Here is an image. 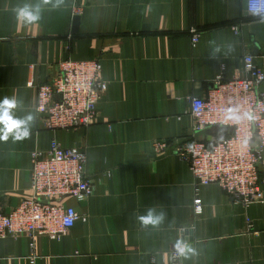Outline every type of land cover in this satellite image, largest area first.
Here are the masks:
<instances>
[{
    "label": "crops",
    "instance_id": "1",
    "mask_svg": "<svg viewBox=\"0 0 264 264\" xmlns=\"http://www.w3.org/2000/svg\"><path fill=\"white\" fill-rule=\"evenodd\" d=\"M25 5L38 22L18 18ZM247 54L264 68V15L250 14L247 0H0V118L22 122L8 132L0 121V211L31 195V154L53 139L85 152L94 184L88 199H67L82 218L65 236H39L35 251L28 237L0 239V264H168L173 243L190 237L182 264H264V181L250 204L204 185L196 215L195 176L174 150L195 136L190 97L206 96L220 73L245 76ZM67 58L98 59L107 87L90 125L50 129L29 82H48ZM229 132L214 126L197 137L210 146ZM149 209L163 214L159 224L141 222Z\"/></svg>",
    "mask_w": 264,
    "mask_h": 264
},
{
    "label": "built area",
    "instance_id": "2",
    "mask_svg": "<svg viewBox=\"0 0 264 264\" xmlns=\"http://www.w3.org/2000/svg\"><path fill=\"white\" fill-rule=\"evenodd\" d=\"M248 12L264 15V0H247ZM81 5L73 12L80 14ZM200 34L194 31L193 43ZM102 65L98 59H63L48 82L37 87L36 111L45 116L50 129H74L90 125L96 118V107L107 82L100 78ZM245 76L225 79L222 73L206 96L190 97V114L195 136L174 147L195 176L193 210L204 211L201 187L217 184L235 200L250 204L261 200L264 164V93L258 87L264 82V68L252 54L243 60ZM214 126L230 129L227 137L208 146L197 134ZM163 146L165 144L163 143ZM31 195L22 199L9 212L0 211V239L25 236L35 251L36 239L47 236L59 240L82 218L67 203L94 194V184L86 174V154L77 146L65 147L53 139L47 151L31 154ZM179 244V249L177 245ZM182 249V251L180 250ZM189 249L186 239L176 240L166 256L168 264H182ZM37 255L30 256L34 263Z\"/></svg>",
    "mask_w": 264,
    "mask_h": 264
},
{
    "label": "clouds",
    "instance_id": "3",
    "mask_svg": "<svg viewBox=\"0 0 264 264\" xmlns=\"http://www.w3.org/2000/svg\"><path fill=\"white\" fill-rule=\"evenodd\" d=\"M45 2H48V0H45ZM19 17H22L24 22L27 24H34L40 20L39 10L34 12L31 10L30 6L28 5H25L23 8L19 10L18 18ZM3 104L6 105L7 107L15 106L14 101H10L7 98L4 99ZM0 121L5 123L8 132H11L13 129L20 128L22 123L20 121L12 120L10 117L7 116V112H5V115L2 118H0ZM27 136H28V132L27 130H25L22 135H18L16 138L21 139ZM0 138L7 139V136ZM153 211H154L153 209H149L148 214L146 216L139 217V219L144 225L147 224L157 225L163 219V214L157 216L153 214ZM177 247L179 249V244L177 245ZM180 250L182 251V249Z\"/></svg>",
    "mask_w": 264,
    "mask_h": 264
},
{
    "label": "water",
    "instance_id": "4",
    "mask_svg": "<svg viewBox=\"0 0 264 264\" xmlns=\"http://www.w3.org/2000/svg\"><path fill=\"white\" fill-rule=\"evenodd\" d=\"M80 21H81V15H75L74 16V20H73V27H72V31L73 32H78L79 31ZM186 240L192 242L193 238L190 237V238H188Z\"/></svg>",
    "mask_w": 264,
    "mask_h": 264
},
{
    "label": "trees",
    "instance_id": "5",
    "mask_svg": "<svg viewBox=\"0 0 264 264\" xmlns=\"http://www.w3.org/2000/svg\"><path fill=\"white\" fill-rule=\"evenodd\" d=\"M228 134H229V133H228ZM228 134H227L225 137H227V136H228ZM225 137H224V138H225ZM222 139H223V138H222Z\"/></svg>",
    "mask_w": 264,
    "mask_h": 264
}]
</instances>
